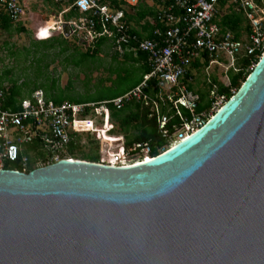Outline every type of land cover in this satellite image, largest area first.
<instances>
[{
	"label": "water",
	"instance_id": "water-1",
	"mask_svg": "<svg viewBox=\"0 0 264 264\" xmlns=\"http://www.w3.org/2000/svg\"><path fill=\"white\" fill-rule=\"evenodd\" d=\"M0 264H264V54L148 162L1 169Z\"/></svg>",
	"mask_w": 264,
	"mask_h": 264
},
{
	"label": "built area",
	"instance_id": "built-area-1",
	"mask_svg": "<svg viewBox=\"0 0 264 264\" xmlns=\"http://www.w3.org/2000/svg\"><path fill=\"white\" fill-rule=\"evenodd\" d=\"M27 1L0 0V14L17 26L26 18ZM140 1L118 0L121 6L115 8L101 0H54L64 9L53 16L54 26L48 32L64 36L62 26L68 23L74 26L70 37L81 46L87 48L99 38H107L118 55L128 51L146 53L151 70L123 95L87 103H57L41 88L8 102L11 84L0 73V170L5 169L6 163H16L18 168L14 170L28 173L60 160H74L69 149L72 143L77 144L81 132L101 119L107 127L111 109L122 110L132 103L148 108L150 117L156 119L159 135L166 141L158 148L161 154L203 127L227 101V96L210 81V106L197 111L200 96L188 87L191 80L184 81L192 61L204 62L208 55L209 65L215 63L228 71L236 70L240 58L249 57L256 62L264 54V0H174L168 6L162 0L156 7V18L149 19L155 27L153 37L138 40L131 34L126 12L135 9ZM221 1H225L223 7ZM154 2L157 4V0ZM72 10L78 16L66 19ZM220 10L243 14L249 26L245 36L220 26ZM133 42L137 45L133 46ZM91 132L93 139H99L94 136L98 134L96 130ZM119 139L121 150L111 152L107 162L100 164L125 167L152 158L149 142H136L125 148L124 137Z\"/></svg>",
	"mask_w": 264,
	"mask_h": 264
},
{
	"label": "rangeland",
	"instance_id": "rangeland-1",
	"mask_svg": "<svg viewBox=\"0 0 264 264\" xmlns=\"http://www.w3.org/2000/svg\"><path fill=\"white\" fill-rule=\"evenodd\" d=\"M31 5L28 6L26 18L20 24L25 31L18 32L16 29L5 31L0 28V73L6 81L11 82L13 79L18 84L26 82L29 86H33L56 80L57 86L64 89L67 94H65L67 99L83 95L109 97L133 86L139 76V72L135 70L137 65L125 60L123 56L115 55L109 43L101 47L100 53L95 58L81 56L79 52L85 50L83 48L77 50L79 43L77 44L74 38L67 39L62 45L57 43L50 46L35 45L42 39L50 40L59 34L50 31L48 36L40 35L44 32L45 21L52 19L56 7L48 6L43 2L39 5L38 0L32 5L33 10ZM222 13L220 10V14ZM50 24L52 26L53 22ZM245 25H248L246 21L243 23V26ZM246 32L243 29L242 35L245 36ZM7 70L11 71V79H6L4 76ZM191 72L193 79L190 83L195 90H208L212 77L225 86L229 85L227 69L218 64L211 63L208 67L203 66L199 70L191 68ZM25 92L27 93L28 90ZM90 129L96 130L98 134L94 135L95 138H102V141L93 139ZM90 129L80 133V144L84 152L92 151L99 156H102L106 150L107 152L119 150L122 146L119 138L126 136L118 122L111 116L107 127L105 120L101 119V122L95 121L91 124ZM92 140L97 145L93 144Z\"/></svg>",
	"mask_w": 264,
	"mask_h": 264
},
{
	"label": "trees",
	"instance_id": "trees-1",
	"mask_svg": "<svg viewBox=\"0 0 264 264\" xmlns=\"http://www.w3.org/2000/svg\"><path fill=\"white\" fill-rule=\"evenodd\" d=\"M46 1H51V0H46ZM258 1L260 3L262 0H258ZM159 2L161 3L162 0H157L158 4H160ZM173 2L174 0H167V1L165 0V4L167 6L173 4ZM224 2L225 1H221L222 6L224 5ZM139 11H141L139 18L141 20L145 19V25L148 29H150L148 38H152L153 30L155 27L149 21H146V20H147V17L155 19L157 15L156 14L157 9L143 6V7H140ZM76 16H78V14L72 10L69 13V15L66 16V18L71 19ZM127 17H128V14L126 15V19ZM128 21L129 19H127V23ZM244 21H246V19L243 16V14L232 11L231 13H225L220 18L219 24L222 28L229 29L233 31L234 33H236L238 36H241L243 29H245L247 32L249 30L248 25L243 26ZM20 24H17V26L14 27V24L8 19V17L0 14V28H2L3 30L11 31L12 29H16V31L18 32L25 31L24 27L22 26L20 27ZM157 26L163 30V27L159 25L158 23H157ZM133 33L134 32L132 31V34ZM58 34L59 36H56L50 40L42 39L41 41H39L38 44H35V45H41V46L49 45L50 46V45H53L54 43H57L59 45L66 43L67 38H64L60 33ZM138 40H141V38H138ZM105 43H106L105 38H102L98 40V42H96L95 45H91L87 47L84 52H79V53L83 57L95 58L100 53L101 47ZM132 44L136 46L137 42H133ZM79 48L84 49L85 47L77 46V50H80ZM64 49L66 48H63V50ZM124 57L127 61H131L137 65L135 70L139 72V76L136 82L133 84V86H131L129 89L119 94L109 96V97H92V95H86V96L83 95V96H78L77 98H74V99H67L65 97L66 93L64 89H61L57 86L56 80H53L52 82L48 84L33 85V86H29V84H27L26 82H22L21 84H18L17 81H14L13 79L10 78L11 71L7 70L5 71L4 76L6 77V79H11V82H10L11 89L9 91L8 102H15L17 98H21L31 93V91L37 88L43 89L46 92V94L50 98L54 99V101L57 103H61L63 101H70L73 103H87V102H98L102 100L114 99L118 96L123 95L124 93H126L127 91H129L130 89L138 85L141 82L143 75L146 73H149L151 70V63L149 61L148 55L144 52L139 51L136 53V55L134 53H127L124 55ZM210 60L211 58L208 55H206L204 62H201L200 60L192 61L190 70L185 75L184 81L189 82L190 80L193 79L191 68L199 70L203 66L208 67ZM258 60H256L255 62L252 58H249V57L240 58L236 62V70L231 68L227 71V77L229 80L228 86H225L223 83L218 82V80L215 77H212V80H211L212 84L213 83L216 84L218 91L221 94H225L228 100L233 95L232 90H235V92L239 90L242 83L246 80V78L252 71L254 67L253 63L255 62L256 64ZM210 85L211 84H208V87H210ZM188 87L191 90L198 92L200 96V102H199L197 111L201 112L207 109L210 106L208 102V90L209 89L208 90H195L193 85L190 82L188 83ZM25 90H28V92L26 93ZM110 116L112 117V119L118 122L121 129L126 133V136L124 138L125 148H130L136 142H149L150 145L152 146V157H156L159 155L158 148L165 145L166 141L159 135L156 119L154 117H150V111L148 108L142 107L139 104L132 103V104H128L127 106H125L122 110L111 109ZM80 142H81V137L78 136L77 144L72 143L70 146L69 153L72 159L94 162V163L107 162L106 160L108 159L107 158L108 154H110L111 152L106 151L105 155L104 156L102 155L103 157L97 154H93L92 151L84 152L83 146H81ZM93 144L97 145V143L94 141H93ZM16 168H18V165L16 163H6L5 165V169L14 170ZM31 170L33 169H30L29 171Z\"/></svg>",
	"mask_w": 264,
	"mask_h": 264
},
{
	"label": "crops",
	"instance_id": "crops-1",
	"mask_svg": "<svg viewBox=\"0 0 264 264\" xmlns=\"http://www.w3.org/2000/svg\"><path fill=\"white\" fill-rule=\"evenodd\" d=\"M37 0H34V1H32V0H28L27 1V6H30L31 4L32 5H34V3L36 2ZM39 1V5H40V3L41 2H43V4H46V5H48V6H54V7H56V10L52 13V19H53V16L54 15H56V14H59L64 8L61 6V5H58V4H56L55 2H54V0H51V1H46V0H38ZM102 2H104V3H107V2H110L111 3V5L112 6H114L115 8H119L120 6H121V4H119L118 3V0H101ZM167 1V0H166ZM164 2H165V0H164ZM160 3V2H159ZM32 5H31V8H32ZM159 4L157 3H155L154 2V0H141L140 1V3H139V5L135 8V9H128L127 11L128 12H126V15L128 14V17H127V19H129V21H128V24H129V26H130V31H131V34H132V31L134 32L132 35H135L137 38H141V40L142 39H144V38H148V34H149V32H150V29H148L147 27H146V25H145V19H143V20H141L140 18H139V15L141 14V11H139L140 10V7H149V8H156L157 6H158ZM119 6V7H118ZM221 7H223L222 5H221ZM32 10H33V8H32ZM225 14V12L223 13V14H221V16H218V18H217V20L220 22V18L223 16ZM126 19V20H127ZM149 19H150V17L148 18L147 17V20L146 21H149ZM44 21V20H43ZM132 29V30H131ZM71 38H73V37H71ZM102 38H104V37H102ZM102 38H99L98 40H100V39H102ZM98 40L96 41V42H98ZM105 40H106V43H109L110 45H111V43H110V41L107 39V38H105ZM95 42V43H96ZM95 43L93 44V45H95ZM77 44H78V42H77ZM133 45V44H132ZM77 46H81L80 44H78ZM133 46H135V45H133ZM111 48H112V45H111ZM86 49V47L84 48V50ZM112 51H113V48H112ZM113 53L115 54V55H118L117 53H115L114 51H113ZM127 53H134L135 55H136V53L137 52H133V51H128V52H126V53H124V55L125 54H127ZM124 55H119V56H123L124 57ZM125 58V57H124ZM126 60V59H125ZM196 92V91H195ZM198 93V92H197ZM28 95V94H27ZM48 96V95H47Z\"/></svg>",
	"mask_w": 264,
	"mask_h": 264
},
{
	"label": "bare ground",
	"instance_id": "bare-ground-1",
	"mask_svg": "<svg viewBox=\"0 0 264 264\" xmlns=\"http://www.w3.org/2000/svg\"><path fill=\"white\" fill-rule=\"evenodd\" d=\"M50 22H53V25L52 26H50L51 24H50ZM54 26V20L53 19H51L50 21H48L46 24H45V26H43V31H46V35L48 36V30L49 29H51L52 27ZM151 159V157H146V158H144L143 159V162H148L149 160ZM136 164H139V163H136Z\"/></svg>",
	"mask_w": 264,
	"mask_h": 264
},
{
	"label": "snow or ice",
	"instance_id": "snow-or-ice-1",
	"mask_svg": "<svg viewBox=\"0 0 264 264\" xmlns=\"http://www.w3.org/2000/svg\"><path fill=\"white\" fill-rule=\"evenodd\" d=\"M46 34H47L46 31L40 33L41 36H44Z\"/></svg>",
	"mask_w": 264,
	"mask_h": 264
},
{
	"label": "clouds",
	"instance_id": "clouds-1",
	"mask_svg": "<svg viewBox=\"0 0 264 264\" xmlns=\"http://www.w3.org/2000/svg\"><path fill=\"white\" fill-rule=\"evenodd\" d=\"M65 18H66V16H65ZM67 19V18H66ZM45 22H48V21H45ZM64 38H67V37H65V36H63ZM69 38H71L70 36L67 38V39H69Z\"/></svg>",
	"mask_w": 264,
	"mask_h": 264
}]
</instances>
